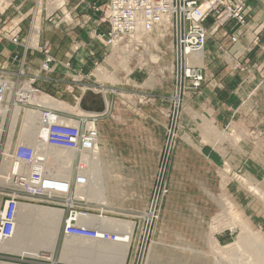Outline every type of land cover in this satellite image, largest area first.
I'll return each mask as SVG.
<instances>
[{
    "label": "rangeland",
    "instance_id": "374dc122",
    "mask_svg": "<svg viewBox=\"0 0 264 264\" xmlns=\"http://www.w3.org/2000/svg\"><path fill=\"white\" fill-rule=\"evenodd\" d=\"M77 1L59 0L58 4H54V0H41L40 14L37 13L35 22L38 30H41L42 19L53 27L56 24H59L58 27L64 25L65 29L73 27L74 30L71 31L79 33L87 29L86 26L91 25L90 21L85 28H81V24L76 26V20L80 17L70 15L71 8ZM89 1L82 2V6ZM108 1L97 0L98 3H91L88 8H100V20H103ZM238 1L244 6L242 18L232 16L218 26L217 17L210 16L211 34H220L222 37L228 35L230 44L219 42L214 52L208 51V29L204 55L213 59L215 57V66L221 65L229 75H242L241 82L250 84L251 92L237 100L234 111L222 113L219 121L213 119L208 105L204 108L205 103L196 102L194 97L200 95L205 87L219 89L223 83L216 82L210 69L211 64L205 60L208 57L194 55L191 63L202 67L204 80L195 89L189 78H182L180 86V72L173 52L177 37L173 35V30L166 38L159 36V33L154 36L155 42L165 51L164 61L158 64L148 62L151 53L147 55L142 50L123 60L116 53L109 54V70H103L105 65H95L96 74L92 84L98 85L104 79L114 83L108 84V87H113L109 97L113 101L114 110L120 109L115 111L118 125L120 129L125 126L127 131L134 133V139L132 149H120L118 153L104 155L98 126L100 117L96 118L101 153L96 164L90 165L93 180L86 190L81 188L76 192L77 198L84 199V205L76 210L89 214L80 224L89 228L90 233H97L95 230L100 228L103 239L106 238L104 240L115 242L114 238L120 237L116 242L123 240L124 243H129L124 264H264V256L257 253L261 240L264 241V16L258 20L254 19L255 16L251 17L254 8L252 3L264 0ZM9 2L0 0L1 31L2 26L15 18V15H10L7 11L1 14L9 7ZM55 9L57 11L51 19L47 18L46 15ZM29 18L28 34L33 35L31 28L34 12ZM21 19L24 22L28 16ZM229 21H235L237 27L244 26L246 31H250L251 41L241 50H232V46L244 32L236 31V35L222 32ZM215 27L218 28L213 31ZM67 38L65 34L63 39ZM48 49L52 54L49 47ZM146 62L148 64L140 70ZM136 73L141 74L143 79L133 80ZM37 74L40 75L39 72ZM125 76L128 77L120 84V77ZM149 76L153 77V84L145 82L144 78ZM79 91L75 89L74 93L78 94ZM47 92L51 94L43 92L39 99L48 94L64 105L54 107L56 110L67 111L75 116L79 114L67 105L77 107L80 95L76 99L68 98V94L59 97L54 93V88ZM220 99V109L227 111V98ZM230 112H233V118L230 117ZM135 120L145 124L132 127L131 123L134 124ZM137 130L139 133L145 131L138 140ZM153 135L160 141V147L156 151L151 148ZM117 146L124 148L119 143ZM142 146L145 147V152L141 151ZM121 152L125 159L121 157ZM3 176L6 177L5 173L0 174V177ZM3 184L5 185L4 178H0V189ZM99 194L106 199L105 203L93 198ZM2 202L3 198L0 197V204ZM227 209L234 211L231 212L233 216L228 213L232 217L225 212ZM100 220H107V223L101 224ZM110 220H116L118 226ZM63 221L62 215L54 251L44 246L37 247L39 237L45 233L46 228L38 231L35 227H39L40 223L30 220L25 245L27 248H38L40 256H23L0 248V262L76 264L61 261L66 239L77 238L64 236ZM126 222L128 227L122 225L127 224ZM84 258L92 262L99 261L97 264L115 262L114 256L106 254L105 257L103 254L99 255V251L86 253Z\"/></svg>",
    "mask_w": 264,
    "mask_h": 264
},
{
    "label": "built area",
    "instance_id": "2783aa9c",
    "mask_svg": "<svg viewBox=\"0 0 264 264\" xmlns=\"http://www.w3.org/2000/svg\"><path fill=\"white\" fill-rule=\"evenodd\" d=\"M40 4L41 0L34 11L31 28L34 36L39 31L35 22ZM243 8L238 0H109L103 18L109 31L98 36L108 48V55L116 53L123 60L144 50L147 55L151 53L148 62L158 64L164 61L165 51L154 36L159 33L166 38L175 31L173 52L180 72L178 83L182 86V78H189L197 89L204 80L202 67L190 62L194 52L205 49L208 19L217 17L219 26L232 16L242 18ZM56 11L47 14V18L51 19ZM20 23L13 22L9 30H4L15 44L23 42ZM33 35L24 44L26 50L38 48ZM43 51L46 57L42 70L50 71L56 59L48 46ZM26 76L24 62L17 72L0 65V174L6 175L0 177L5 181L0 189L3 198L0 246L14 236L20 204L61 208L66 212L63 213L65 237L96 238L97 230L90 233L89 228L80 224L89 214L76 210L84 205V199L77 198L76 191L88 187L92 180L90 165L99 160L101 148L95 123L98 115L75 116L48 107L39 100L43 94L36 86L39 75Z\"/></svg>",
    "mask_w": 264,
    "mask_h": 264
},
{
    "label": "crops",
    "instance_id": "0c3cea01",
    "mask_svg": "<svg viewBox=\"0 0 264 264\" xmlns=\"http://www.w3.org/2000/svg\"><path fill=\"white\" fill-rule=\"evenodd\" d=\"M9 1L11 4L7 9H4L1 14L7 11L8 14L15 15V18L11 22H8V24L6 23L5 26H2V31L0 30V65H4L12 72H17L24 62V69L27 75L26 78L31 77L35 73L37 74V72H39L40 75L36 82V86L45 93H49L47 91H50L52 88H54V93L57 96L59 95V97L68 94V98L73 97L76 99L78 95L81 94V92L83 94V90L86 88H95V90L97 89L98 91H100V89L105 90L104 95L105 98L107 97L106 100L109 101V108L106 106V110L99 116L100 118L98 123L102 151L105 155V153H118L120 149V151H124L126 148L132 149L134 133L127 131L125 126H122L120 129L117 119L118 116L115 114V111L120 109L114 110L113 101L109 97V93L111 92L110 90L113 89V87L112 85H109L110 87H108V84L114 83L104 79L99 81L98 85L92 84L94 83L93 79L95 78L96 74V64L105 65L104 68L102 67L103 70H109L111 66L110 63H107L109 62L107 61L109 57L107 54L108 48L105 46L104 42L101 41L102 38L98 36L100 34L106 35L109 31V25L106 22H103V20H100V16H102V12L100 10L88 8V5L93 2H97V0H90L88 4L85 3L83 6L82 2L85 0H79V2L76 0L77 2L73 4L74 6L70 11V15H72V17H80L76 20V26L81 24V28H85L89 21L91 22L90 24L92 26H86L87 29L79 33L77 31H71L74 30L73 27L65 29L64 25L55 28L51 23L45 22L42 19L41 30L39 32L40 35L37 42L34 40V42L38 44V48H30L28 50L25 49L24 44L29 39V16L35 11L39 0ZM252 4L254 8L251 12V17L255 16L254 19L258 20V18L264 16V2L258 1ZM27 16L28 19L23 22L21 17ZM57 16L59 15L57 14ZM18 21H21V37L23 38V42L21 44H15L10 41L4 32V30H9L11 28L13 22L15 23ZM211 21L212 20L210 18L206 25L210 32V40L207 47L208 51L214 52L219 42H222L224 45H229L230 43H228V35L227 37H222L220 34L216 36L211 34ZM236 31H240L239 33L244 32V34L241 35L238 42L232 46V50H241L242 47L248 45L251 41L250 31H246L244 26L237 27L235 25V21H229L225 25L224 29H222V32H226L227 34L230 33L236 35ZM65 34L68 36L66 40L63 39ZM58 38H61L62 40H59ZM69 38L71 40H69ZM46 46L50 48L53 56L56 59L55 62L51 63L50 71L42 70V64L45 60V53L43 49ZM206 57H208V55ZM205 60H208V63L211 64L210 69L215 75L216 82L221 81L223 85L219 89L214 87L203 88L200 95L195 96L194 100L200 104L205 103V105H203L204 108L206 105H208L211 110V116L214 117L213 119L215 121H219L218 119L222 118V113L235 110L237 107L235 105L237 100L241 96L245 97L251 92V85L243 84L241 82L242 75H229L227 70L221 65L220 67H217L218 65L215 66L217 63L215 57L214 59L212 57H208ZM93 71L95 73H93ZM127 77L128 76H125L124 78L120 77V84ZM97 78L100 79L99 76ZM141 79H143L141 74L136 73L134 75L133 80ZM144 79L145 82H148L149 84H153L154 82L152 76ZM148 87H151V85ZM75 89L80 90L78 94L74 93ZM221 97L227 98V111L220 109ZM232 116L233 112H230V117ZM141 123L145 124V122L139 120H135L134 124H131L132 127H138L137 125H141ZM124 124L129 125V123ZM142 126L145 128V125ZM136 132V139L138 140V138L143 137L145 131H141V133H139L137 130ZM118 143L124 148H119L117 146ZM159 144L160 141L153 135L151 137V148L156 151L160 147ZM141 151L145 152L144 146H142ZM121 157L125 159L123 152H121Z\"/></svg>",
    "mask_w": 264,
    "mask_h": 264
},
{
    "label": "bare ground",
    "instance_id": "6f19581e",
    "mask_svg": "<svg viewBox=\"0 0 264 264\" xmlns=\"http://www.w3.org/2000/svg\"><path fill=\"white\" fill-rule=\"evenodd\" d=\"M58 2H59V0H54V4H58ZM38 35H39V31H36L35 41L37 40ZM204 52H205V49H200L198 52H194L193 56L198 55L199 57L200 56L202 57V55H204ZM190 64L192 65L191 62H190ZM93 89H94V91L98 92L97 89L96 90H95V88H93ZM100 90H102L103 93H105V90H103V89H100ZM83 91H85V90H83ZM80 98H81V94L78 98L77 107L73 106L74 108H72L69 106L70 104L69 105L66 104L67 107H69L72 111L77 112L81 115L90 116V115L96 114V113L86 112V111L82 110L78 105ZM39 100L51 108H54V107L59 108V107L64 106V105H62V102H60L57 99H55L54 97H51L48 95H44V96L42 95ZM63 104H65V103H63ZM106 105H107V108H109V101H107V100H106ZM97 115L100 116L101 113L97 114ZM97 149H99V148L97 147ZM98 166H100V165H98ZM85 190H86V188H85ZM84 191H82V192H84ZM79 194L82 195V193H79ZM85 194L87 195V193H85ZM90 194L91 195H89V196L91 197L93 192ZM93 198H95L97 201L99 199V202H102V203L106 202L105 201L106 199L103 198L102 194L96 195ZM21 205L22 204L19 205L20 208H19V213L17 215V219H16V229L14 232L13 239L10 240V242H8V243L3 244L0 248L5 249V250L7 249L10 252L19 253L20 255H23V256L39 257L40 252H39L38 248L37 249L27 248L25 245V242L27 239L26 236H27V233L29 231V224H30V220H31V221H38V223H40L39 227H35L38 231H42L44 228H46L45 233L41 237H39V241L37 242V244H39V245L37 247H40V246L43 247L44 246V247H47L48 249H50V251H54V247H55L57 237H58L60 221L62 220V215H63L62 210L44 207V206H38V205H27V206L26 205L21 206ZM225 212H227V214H228L231 212L233 213L234 211L227 209V211H225ZM224 214L225 213H222V215H224ZM228 215H227V217H228ZM229 216L232 217L233 214H232V216L231 215H229ZM93 217H92V219H93ZM238 217H239V215H238ZM96 219L97 218L95 217V220ZM102 219H105V218H102ZM105 221L100 220V223L106 224L107 220H105ZM108 222H109V220H108ZM111 222L114 225H117L116 220L111 221ZM122 225L128 227V223L122 224ZM122 225H120V226H122ZM109 226H111V225H108V227ZM117 228H119V227H117ZM97 231H99V235H98V237L94 238L93 240H86L84 238H67L66 241L64 242V249H63V253L61 256V261L74 262L76 264H97L100 262L99 261H97V262L89 261L88 259H85L84 256L86 255V253L99 251V255L103 254L106 257V254H111L112 256H114L115 262L113 264H124L125 260H126V254H127L128 248H129V243H124L123 240H120L122 242H116V240L119 241V239H121L120 237H119V239L118 238L114 239L115 242H112V241L108 242L107 240H109V239H107V240H104L106 238L103 239L104 235L101 233L102 231H100V228H99V230L97 229ZM239 234H241V233H239ZM259 238L260 237H258V239ZM261 241H262V242H260L261 245L260 244H259L260 246L258 245L260 250L257 253L258 254L260 253L264 256V241L263 240H261ZM22 243H24V246H23L24 248L22 247ZM252 247H253V245H252ZM248 249H250L249 246H248ZM0 264H14V263L2 261V262H0Z\"/></svg>",
    "mask_w": 264,
    "mask_h": 264
},
{
    "label": "water",
    "instance_id": "95a60500",
    "mask_svg": "<svg viewBox=\"0 0 264 264\" xmlns=\"http://www.w3.org/2000/svg\"><path fill=\"white\" fill-rule=\"evenodd\" d=\"M78 105L82 110L96 114L103 113L107 106L103 91L96 92L93 88L85 89Z\"/></svg>",
    "mask_w": 264,
    "mask_h": 264
}]
</instances>
